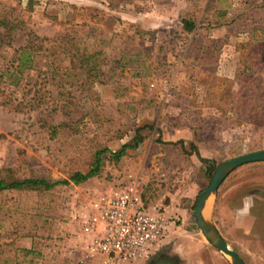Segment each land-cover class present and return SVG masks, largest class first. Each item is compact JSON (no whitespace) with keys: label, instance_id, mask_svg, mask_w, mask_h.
<instances>
[{"label":"rangeland","instance_id":"374dc122","mask_svg":"<svg viewBox=\"0 0 264 264\" xmlns=\"http://www.w3.org/2000/svg\"><path fill=\"white\" fill-rule=\"evenodd\" d=\"M260 1L0 0V31L10 30L13 47L28 32L44 38L23 92L13 93L37 106L0 97V175L67 180L106 150L99 173L78 184L0 191V264H82L62 218L85 190L126 174L147 207L185 205L188 217L168 208L170 220L201 235L192 208L215 166L264 149V13L249 12ZM182 17L196 27L185 32ZM174 127L195 138L170 140ZM136 128L137 147L109 160ZM247 164L246 175L231 179L245 168L237 166L218 187L246 178L264 184V161ZM236 247L243 264H264V242Z\"/></svg>","mask_w":264,"mask_h":264},{"label":"built area","instance_id":"2783aa9c","mask_svg":"<svg viewBox=\"0 0 264 264\" xmlns=\"http://www.w3.org/2000/svg\"><path fill=\"white\" fill-rule=\"evenodd\" d=\"M137 178L126 174L116 185L85 190L62 218L75 230L74 251L82 264L145 261L168 232L170 218L147 207ZM76 198L78 194H73Z\"/></svg>","mask_w":264,"mask_h":264},{"label":"crops","instance_id":"0c3cea01","mask_svg":"<svg viewBox=\"0 0 264 264\" xmlns=\"http://www.w3.org/2000/svg\"><path fill=\"white\" fill-rule=\"evenodd\" d=\"M170 140L185 139L193 141V132L186 127H174ZM196 151L205 157L204 152L197 147ZM262 162V161H261ZM253 163V162H251ZM245 165H239L241 170L231 172V179L240 178L246 175ZM250 165V164H249ZM238 168V169H239ZM246 184L242 182H232L228 187H217L212 196L211 204H207V209L214 215H219V225L215 222L217 218L213 216L211 221L223 238V240L242 258L237 251V246L244 244H256L264 242V184L254 186L252 180L246 178ZM263 179V178H262ZM226 181L223 178L222 183ZM192 191V190H191ZM190 192V191H189ZM190 197V194H187ZM190 198L181 201L188 202ZM184 203V204H185ZM172 209L179 219L188 217L185 205L179 203L166 205L164 215L171 217L166 210ZM169 209V210H170ZM212 209V210H211ZM172 213V212H171ZM252 246V245H251ZM247 248V247H246ZM241 249V248H240ZM125 264H229L226 258L215 248H213L202 235L192 230H188L185 225H176L175 221H170L167 235L158 244L156 252L145 261H132Z\"/></svg>","mask_w":264,"mask_h":264},{"label":"trees","instance_id":"16d2710c","mask_svg":"<svg viewBox=\"0 0 264 264\" xmlns=\"http://www.w3.org/2000/svg\"><path fill=\"white\" fill-rule=\"evenodd\" d=\"M245 3V1H244ZM248 5V3H246ZM249 12L258 11L257 13H264V1H260L258 4H249ZM244 13V12H241ZM264 20V19H263ZM233 22V20H231ZM181 27L185 32H190L196 27V22L187 18H180ZM10 30L0 31V97H3V104H8L15 101V107L20 108H33L37 106L38 99H25L22 95L23 88L26 85L24 81V75L30 69H33L36 61L35 55H38L44 49L41 47L43 37H38L31 32L26 34L25 42L22 45L13 47L11 45L12 37L9 34ZM11 48V54L9 57L5 56L2 52V47ZM42 48V49H41ZM22 90L21 96L15 98L13 96L14 90ZM139 128L134 130L133 136L127 141L121 144V146L112 152H109L108 159L111 161H117L122 155L125 154L126 149H134L142 140V136L138 133ZM1 136V134H0ZM193 137L195 133L193 131ZM190 147H194L191 142ZM105 149L96 150L93 155V160L88 169L85 172L75 171L70 174L67 180L49 181L39 177H22L14 178L11 176L0 175V191L3 190H33V189H49L57 184H78L92 176L99 173L103 164L102 153ZM201 161L207 162L205 159L200 158ZM212 168L211 164L207 165V170Z\"/></svg>","mask_w":264,"mask_h":264},{"label":"water","instance_id":"95a60500","mask_svg":"<svg viewBox=\"0 0 264 264\" xmlns=\"http://www.w3.org/2000/svg\"><path fill=\"white\" fill-rule=\"evenodd\" d=\"M258 161H264V149L239 154L219 162L209 176L207 184L197 194L192 208L197 230L213 248L226 258L229 264H243V262L214 227L210 218V212L205 210V203L209 199L210 205V199L214 195L218 185L231 170L239 165Z\"/></svg>","mask_w":264,"mask_h":264},{"label":"bare ground","instance_id":"6f19581e","mask_svg":"<svg viewBox=\"0 0 264 264\" xmlns=\"http://www.w3.org/2000/svg\"><path fill=\"white\" fill-rule=\"evenodd\" d=\"M208 202H209V199L206 201V203H205V210L206 211H208V209H207V204H208Z\"/></svg>","mask_w":264,"mask_h":264}]
</instances>
